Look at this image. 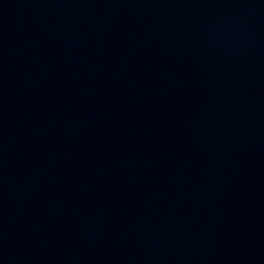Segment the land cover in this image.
Wrapping results in <instances>:
<instances>
[{
  "label": "water",
  "instance_id": "obj_1",
  "mask_svg": "<svg viewBox=\"0 0 264 264\" xmlns=\"http://www.w3.org/2000/svg\"><path fill=\"white\" fill-rule=\"evenodd\" d=\"M0 264H264V0H0Z\"/></svg>",
  "mask_w": 264,
  "mask_h": 264
}]
</instances>
